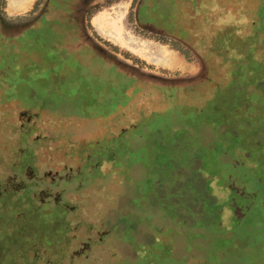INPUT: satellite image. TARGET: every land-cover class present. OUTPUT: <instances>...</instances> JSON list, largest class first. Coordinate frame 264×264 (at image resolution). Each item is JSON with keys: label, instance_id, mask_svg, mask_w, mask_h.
Returning a JSON list of instances; mask_svg holds the SVG:
<instances>
[{"label": "rangeland", "instance_id": "1", "mask_svg": "<svg viewBox=\"0 0 264 264\" xmlns=\"http://www.w3.org/2000/svg\"><path fill=\"white\" fill-rule=\"evenodd\" d=\"M0 3L5 21H0V186L10 183L15 197L27 195L29 190L21 193L14 187L16 181L36 176L39 187L33 188L31 198L40 200L53 184L55 193L65 191L63 201L70 212L61 241L65 251L61 246L53 249L47 247L54 236L48 230L24 226V218H31L28 209L17 227L16 213L24 207L18 209L9 200V209L0 214V264H124L128 258H148L150 247L158 264H264V166L251 163L249 173L241 175L236 164L249 159L236 152L226 166L232 164L233 171L214 164L212 173L205 159L217 151L206 145L203 128L211 118L232 128V119L243 117L237 110L232 115L218 112L220 100L230 111L237 107L230 98L232 85L225 84L237 54L233 49L221 52L213 38L226 22L240 39L247 38L264 0ZM255 45V56L264 58V46ZM40 62L43 70L35 79L10 75L11 82L5 74L6 66L20 69L24 63L23 74L36 72ZM100 76L115 82L131 78L127 101L114 98V82L102 85ZM186 116L195 134L173 121L168 129L179 128L176 137L166 135V148L156 151L165 159L163 180L152 187L150 202L141 199L134 205V184L145 167L134 153L125 154L137 163L132 167L122 153L98 158L96 146L105 142L107 149L118 137L114 152L127 149L121 136L125 131L126 141L141 153L157 117L166 120L165 126L174 117ZM216 127L212 129L220 135ZM147 151L152 159L150 147ZM26 164L31 168L23 174ZM85 173L92 175L89 182ZM65 176L74 179V186L68 183L67 189L60 183ZM118 215L140 220L134 242L123 223L116 225ZM88 241L87 253L76 256ZM60 250L61 257L53 256ZM34 254L38 259H32Z\"/></svg>", "mask_w": 264, "mask_h": 264}, {"label": "trees", "instance_id": "2", "mask_svg": "<svg viewBox=\"0 0 264 264\" xmlns=\"http://www.w3.org/2000/svg\"><path fill=\"white\" fill-rule=\"evenodd\" d=\"M260 13L261 15L259 17V20L253 22L254 31H252L251 35L247 36V38L240 39L241 36L239 35V33H236L231 27V25L227 24V22L225 25L222 26V30L220 31V34H218L217 37L213 38L214 41L213 43L216 45L218 50H220L223 53L224 52L226 53L227 50L233 49L236 51L237 54V56L233 59L232 62L233 70L231 71V75H230L231 78L225 84L232 85L231 87L232 89H230V92L233 94V96L230 98L233 99V103L237 105L238 108L234 107L230 111L227 108V106L220 104L221 103L220 100L218 104L220 105L218 108V112L220 111V113H222L223 115H227L228 112H231V114L229 115H232L233 114L232 112H235V110H237L238 112L237 116L243 114V117H240L239 119L237 118L232 119L236 123V125L233 126L232 128H226L225 123L217 125L212 118L211 121L208 122L207 120L205 123H203V128L206 133L205 143L206 145L209 144L208 145L209 147H212L211 145L216 146V151H217L216 154H212V152H209L207 158L205 159V163L207 165L206 168L209 170H215L212 171V173L216 172L215 169L216 164H218V167L223 165V167L226 168L227 165L229 166V163L233 161L234 158H236V152H239L241 155L244 153V155H247L248 159L250 160V161L246 160L245 162L247 163L245 162L243 163L242 160H240L238 162L239 164H236V169L239 170V173L241 175L249 173L248 165H250L251 163L264 166V58L262 57L259 58L255 56V51H256L255 44H260L264 46V7H261ZM207 17L210 18L211 20L214 19V17L211 14L208 15ZM236 39L240 40L239 44H235V42H237ZM7 75L10 76L11 74L10 75L7 74ZM11 77L12 76H10L9 78ZM99 79H101L102 85H111L114 82L112 96L114 98L118 96L119 101H121L122 99H123L122 102L127 101L128 99L127 90L130 86L129 84L132 82L131 78L127 79L125 76L124 80L119 79L116 82L113 79L108 80L102 76H100ZM236 82L238 83L235 84ZM7 84H9V82H7ZM248 86H252V88L250 89L248 88ZM236 99H237V103L234 102ZM89 106H93V103H90ZM195 108L196 110L203 109L202 107L199 108L196 106ZM153 113L154 112H151L150 115ZM187 117L188 116H186V119L174 117L172 120H168L165 126H162V124L166 120L162 117H157L156 127L150 133L149 131L147 132V136L149 135V138L146 136L147 140H145L142 144V146L145 148L144 151L141 153L137 151L138 148L133 147L134 143L132 144L130 139L126 141L127 140V137H125L126 132L124 131L122 133L121 136H123L124 138L122 141L125 140L126 143L124 145H126L128 142V147L123 151H119L117 153L112 152V153L114 155H119L122 153L124 155L123 158L127 160V164H129L130 167L135 166L137 163L145 167L144 176L140 178L138 181H136L137 185L134 184L133 191L135 193V196L133 198L131 197L130 200L134 205H137L136 202L138 203L139 200L141 199H145L146 203H148V201L150 202V200H152L151 198L152 195H150L152 191V187L154 188L157 187V185H159V183H161L163 180L164 175L162 172L165 171L164 170L165 159L164 158L161 159L163 155L160 154L159 152L157 154L156 151L159 150L160 148L161 149L166 148V144L162 143L166 135L169 136V139H171L173 135L174 137H176L175 134H177V130L179 128L175 131L168 129L172 127L173 121L177 120L180 123H182V126H180V128L186 127V131L188 130V132L192 134L191 131L194 130L193 125L191 124V122L188 121ZM226 119L228 118L226 117ZM213 124L217 126L216 128L218 129V131H220V135H218L212 129L214 126ZM165 129H168V131L163 132ZM208 130H210L211 135L208 134ZM194 134H195V130H194ZM152 137H154V139ZM156 137H158L157 141H156ZM117 139L112 141V143L110 144V147H113L115 150H116L115 143L117 142ZM244 140L247 143H245ZM147 141L152 143L147 144L149 143ZM147 147H150V153L152 159L150 158V154L147 151ZM174 147H178L176 140L174 141ZM128 153L130 154L134 153L135 156L138 157L136 161L137 163L131 162L130 157L125 155ZM157 155H159V157H156ZM192 157H194L193 154ZM188 166L189 164H186V169ZM225 170L233 171L232 164H231V168H226ZM163 216L166 217V215ZM136 219H137L136 221L134 220L131 221L130 219L124 217L122 218L121 221L124 225L123 229L126 231L128 230L131 236L133 235L131 238V241L133 242L135 239L134 229L136 228L138 222L140 221L138 220V217H136ZM150 219L151 218H148V220ZM146 245L153 246L152 243H146ZM150 249L152 252L150 251L148 258H143L141 255L137 258L138 264L159 263L160 259L155 255L154 247H150Z\"/></svg>", "mask_w": 264, "mask_h": 264}, {"label": "flooded vegetation", "instance_id": "3", "mask_svg": "<svg viewBox=\"0 0 264 264\" xmlns=\"http://www.w3.org/2000/svg\"><path fill=\"white\" fill-rule=\"evenodd\" d=\"M0 19H1L0 20L1 22H5L3 18H0ZM46 56L47 55H45V57ZM42 63L44 64V62H40V64L38 65L37 69H35L36 72L34 71L33 73H31V71L28 69L27 70V74H23L24 66L26 65L25 63L23 64V67H21L20 69L13 68L11 66L10 67L6 66L5 70L7 72L5 74H9V75L10 74L11 75H27V76H30L31 78L35 79L37 77L36 76L37 72L39 70H43V66H42L43 64ZM12 77L9 78V79L12 80ZM23 135L26 136V134L22 133V138H23ZM101 145H102V148L100 147L99 149L96 146V149H95L96 151H94V155H96L98 158H101V159H105V158L114 159L115 156H114L113 153H115L114 152L115 149H113V153H111V151H110L111 147H107V149H104L105 147H103V146L106 145L105 142L103 144H101ZM92 154H91V156H94ZM14 155L16 156L17 154H14ZM33 167H35V166H33ZM28 168H31V166L26 164L24 166V168H23L21 173L25 174L26 169H28ZM85 174L88 175V178H87L88 180L87 181L89 182L90 176H92V175L90 173L89 174L85 173ZM20 175H22V174H19V177H20ZM69 177H71V176L62 177L61 180H60V183H64V187H66L67 189L69 187H67L66 185H68V183H70L72 185V183L74 182V179L73 180L72 179L69 180L68 179ZM35 178H36V176L32 177V179L31 178H29V179H20L19 181H16V185L17 186L15 185L14 187H17L19 189L18 191L19 192L21 191V193L24 190H29L28 191L29 193H27V195L21 194L18 197H15L14 193L16 191L11 188V186H10L11 184L10 183H7V185H4V186H0V214H2L1 211H3L5 208L8 207L6 205L8 204L9 200L12 199V201L13 200L16 201L18 209H19L20 206L24 207L23 209H19L17 211V213H16V216H19L18 221H20L18 223L19 226H17V227L21 228V220L20 219L23 216H25L26 213L24 211H26V209H28L29 210L28 213H29L31 218H26V217L24 218V220H25L24 226L26 225V223H28L30 226L39 225L38 227L43 228L45 230H48L49 231L48 235H54V236H51L53 238V241L48 242L49 245L48 246L46 245V246L48 248H53V249H54L55 246H61L64 249V251H65L64 245L61 243V241L64 239V235H65V231H66V228H65L66 222L65 221H67V217L70 214L69 210L67 209L66 203H64V201H63L64 200L65 191H61L59 193H55L52 190V188H53V184H52V185H50L51 189L49 191H43L44 194L46 193V196H44L43 198H40V200L37 199V198L33 199V198H31V192L34 190L33 188H35V187L38 188L39 187V185L37 186V182L38 181H36V183H34V181H33V180H36ZM55 180H56V177H55ZM88 182L85 181L86 184ZM28 184L31 185L30 188L27 187ZM72 186H74V185H72ZM72 186H71V188H72ZM5 198H6V200H5ZM54 208L56 210H58V212L56 210L55 211H51ZM8 209H9V207H8ZM124 216L125 215H118L116 225H119L120 223H122L121 221H122V218H124ZM136 216H138V215H136ZM59 227H62V228H59ZM31 228H34V227H31ZM89 247H90V243L88 241L80 249H78L76 251L77 252L76 256L85 255L87 253ZM62 251L63 250H60V252L54 253L53 256L61 257L62 256L61 254L64 253ZM34 255L32 256V259H34V260L38 259L36 257L37 254L35 256ZM137 261H138L137 258L136 259H131V260L128 258L123 263L124 264H138Z\"/></svg>", "mask_w": 264, "mask_h": 264}, {"label": "bare ground", "instance_id": "4", "mask_svg": "<svg viewBox=\"0 0 264 264\" xmlns=\"http://www.w3.org/2000/svg\"><path fill=\"white\" fill-rule=\"evenodd\" d=\"M118 34V33H117Z\"/></svg>", "mask_w": 264, "mask_h": 264}]
</instances>
